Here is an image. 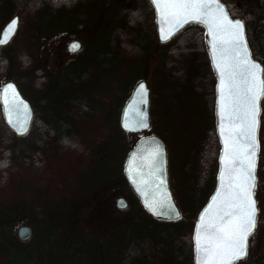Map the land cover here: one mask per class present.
<instances>
[{"label": "trees", "instance_id": "1", "mask_svg": "<svg viewBox=\"0 0 264 264\" xmlns=\"http://www.w3.org/2000/svg\"><path fill=\"white\" fill-rule=\"evenodd\" d=\"M51 0H40L36 2V10L40 11L37 16V22H41L43 31L52 32L58 29H69L75 23L82 20L78 18L56 17L53 15ZM91 1V0H87ZM233 16H242L246 21L247 33L254 55L259 58L264 64V0H253L240 5L235 0H224ZM20 0H0V30L6 20L11 18L15 9L19 5ZM116 12L112 15L110 23H106L105 28L109 33L105 41L101 43L98 51L93 52L94 59L85 67H78L75 61L79 60L80 56L85 52L88 46V40L85 41L82 51L79 56L67 63L56 76L46 77L45 82L38 85V89L34 90L29 84V90L24 85H19L35 106V116L32 127L28 133L23 136L17 135L6 123L2 112L0 102V174L4 176V180L9 178L11 168L19 159H23L31 165L33 173L37 170L38 153L35 147L41 143L46 148L52 145L60 146L61 150L69 152L79 151V141L76 139L80 126H85L89 121H93L96 117L103 116L106 120V125L110 122L114 123V128L109 130L107 127L102 131L104 137L99 141L101 145H96L92 150V155L95 153V159L91 161L87 171L83 167L81 174V186L83 189H101L105 188L110 182L114 188L120 182V189L131 198L135 207H138V196L126 181L123 173L124 163L130 151V147L126 145L125 131L120 126V118L122 109L133 91L137 82L143 78L141 69L139 74L135 70L139 68L134 64L132 70L127 71L130 59L135 55L143 58L155 46H160L162 67V81L158 90L152 97L160 99L163 105L165 115L162 120V129L159 127L157 132L165 137V131L169 129L176 130L175 135H179L184 127L190 125V120L195 123L199 122L197 133H201L196 140V146L191 150L192 156L182 166L183 173V190L185 192L184 199H177L181 209L182 216L177 219H162L155 218L146 212L140 202L139 208L149 214L155 221L161 222L159 226H155L151 231L134 234L135 239L128 244L129 232L126 230L124 239L127 245V259H122V251L116 250L118 247L115 243L111 244L112 249H100V238L89 235L86 231L81 230L84 238L81 240L85 249L81 254L73 255L72 257H64L57 248V242L52 240L53 231L50 234L46 231L44 239L52 243L53 247H48L42 254L48 257V262L51 264H147L152 260L154 250L163 251L164 248H169L172 243L178 238L179 232L183 229V220L186 216H193L196 220L202 206L208 200L210 194L216 185V173L218 168V158L220 152V141L215 126L214 114V98H215V83L216 76L212 70L209 55L207 52L204 27L198 22H191L176 33L170 40L159 41L156 33L155 11L150 0H122L116 1L113 7ZM52 14V15H50ZM109 14V11H108ZM47 19L45 24L42 19ZM58 18L60 24L55 26V21ZM90 21V17L87 19ZM108 25V26H107ZM194 52L205 54L199 64L198 71L194 66L185 64V55L191 56ZM4 54L0 55V58ZM198 64V63H197ZM203 74L205 76H203ZM108 77L113 82L110 95H99L100 80ZM206 83L205 89L201 85V81ZM19 84V83H18ZM94 85L96 87H94ZM160 93L161 98L157 95ZM41 103V106L38 103ZM39 103V104H40ZM41 107V108H40ZM262 114L260 126V141L261 151L258 165V185L256 194L258 197L260 212L258 217V225L250 237L249 253L246 258L241 259L238 264H264V97L262 99ZM42 109V117L39 118L38 109ZM183 109L185 112L181 116L171 115ZM37 112V114H36ZM174 112V113H173ZM168 115V116H167ZM183 116V117H182ZM182 117V118H180ZM154 118V117H153ZM189 123V125H188ZM110 124V125H111ZM152 124V117H151ZM161 129V131H160ZM190 132V130L188 129ZM189 133V139L193 135ZM117 148V154L115 150ZM42 149V147L40 148ZM85 163V162H84ZM96 165V166H95ZM169 165L170 159H169ZM40 166V164H39ZM103 166V170H101ZM97 168V172L95 170ZM88 174L93 181L83 183L84 176ZM118 179L115 181V178ZM114 178V179H113ZM3 185V180H0ZM116 182V183H115ZM110 184V183H109ZM88 199V200H87ZM84 202L71 204L74 212L85 211L89 212L92 208L91 196L83 198ZM186 202V204L184 203ZM78 207H80L78 209ZM15 214L5 218L10 224L9 219H16ZM43 218L40 222L47 226V220ZM73 223L77 218L73 216ZM196 222V221H195ZM4 226L2 230L11 232L10 225ZM128 232V234H127ZM40 236L41 232H40ZM152 242V245L149 244ZM93 243V244H92ZM94 244L96 246H94ZM179 245V244H178ZM123 246V245H122ZM59 248V247H58ZM179 246V253L185 255L193 253V249H185ZM182 250V251H181ZM29 251H21L17 249L18 256L13 250L7 252V259L10 264H40L38 256H35L34 249L31 257ZM41 253V251H39ZM102 254V258L98 254ZM61 254V255H60ZM119 254L117 259H114ZM50 255V257H49ZM63 255V256H62ZM105 261V262H103ZM41 264H45L41 262ZM47 264V263H46Z\"/></svg>", "mask_w": 264, "mask_h": 264}, {"label": "rangeland", "instance_id": "2", "mask_svg": "<svg viewBox=\"0 0 264 264\" xmlns=\"http://www.w3.org/2000/svg\"><path fill=\"white\" fill-rule=\"evenodd\" d=\"M39 1L20 0L15 9L14 14L20 16V25L12 41L4 46L2 50L4 55L0 58V86L7 80L13 79L20 86L24 85L27 89L26 92L29 90V84L34 90L38 89L40 87L38 85L45 82L46 77L56 76L67 66V63L79 56L86 40L89 41L87 49L79 57L80 59L75 62L78 67L88 65L94 59L93 52L98 51L101 43L105 41L109 33L105 25L108 24V21L110 23L112 15L116 12L115 9H110V7H113L116 1L122 0H51L54 16L68 17L70 15L71 18L82 20L69 29H58L59 27H56V30L52 32L43 31L40 25L41 22H37L40 11L36 10L35 7H37L36 2ZM251 1L253 0H235L240 5H245ZM88 16L90 21L85 20ZM56 20L55 26H58L60 22H58V18ZM45 21L48 22L46 18H43L42 23L45 24ZM74 39L81 41V47L77 52L68 50V44ZM159 47L158 45L153 47L143 58L135 55L128 63L127 71L132 70L134 64H137L139 68L135 70V73L139 74L141 69L143 77L141 79L148 81L151 89L150 111L152 117V124L149 129L144 132L127 133L125 137L126 145L130 149L141 136L152 132L159 134L157 129L159 127L162 129L163 126L161 118L166 116L160 99L154 98L152 100L163 77ZM198 54L200 53L194 52L191 56L185 55V64L194 66L195 69L193 70L195 71H198L199 64L205 58L204 53L202 56ZM203 76L205 75L203 74ZM205 84L202 80L201 85L204 89ZM94 87L96 86L94 85ZM112 87V80L104 77L100 80V87L95 90L98 91L99 95L111 96L113 94ZM23 93L29 97L24 91ZM157 95L161 98L159 92H157ZM39 103L38 105L41 106V103ZM37 110L39 118L42 117V109L39 110L38 108ZM175 112L171 115L172 117L181 116L185 111L179 109ZM1 120L2 115L0 123ZM110 124L111 122L106 125V120L103 116H100L93 119V121H89L85 126H80L76 136V139L80 142L79 151L77 152L61 150L60 146L57 145L46 148L40 143L35 147L40 163H38L37 170L34 173L30 164L24 162L23 159H19L9 171L11 172L9 178L4 180V176L0 174V180H3V185L0 184V264H10L7 259V252L13 250L14 254L18 256L17 248L29 251L31 257L34 255L32 253L34 249L35 256L40 257V254L48 249L47 246L53 247V242H47L43 238L46 231L49 234L53 231L52 240L59 243L55 249L59 252L62 251L64 257H72L88 249V246L83 249L84 246L81 243L84 238L81 230H84L89 235L100 238L99 248L102 251L112 249L111 244L115 243L118 246L116 250L122 251V259L125 260L128 257L125 251L130 248L127 242L129 244L135 239L134 234L151 231L155 226L162 224L139 208V202L138 207H135V204H133L135 201H132L124 190L120 189V182L114 188L111 184L112 179L109 182L110 184L107 183V186L102 187L100 190L82 188L80 177L83 167L88 171L91 161L96 156L95 153L92 155V150L96 145L103 143L99 141L101 137H104L102 131L106 127L109 130L114 128V123ZM198 127L199 122L197 120H195V123L190 120V125L186 127L183 125L179 135H175L177 132L174 129L165 131L166 139L159 134L166 140L168 146V157L171 164V168H169L171 187L175 197L177 199L180 197L182 201H185V192L183 190L181 168L192 156L190 148L196 146L195 139L201 135V133H197ZM188 129L193 136L186 140L190 133ZM3 147L5 148L4 145L1 148ZM41 147L42 149H40ZM115 154H117V148ZM103 169L102 166L101 170ZM95 170L97 172L96 167ZM92 179L93 177L91 178L86 174L83 183H87ZM117 179L118 177L115 178V181ZM121 195H124L129 201L128 207L123 209L116 206L117 198ZM90 196L93 202L90 211L74 212L71 204L75 201L83 203V198L86 200ZM184 203L186 204V202ZM13 212H17V215L15 220L9 219L11 233L7 236L2 229L6 221L8 222V218L7 220L5 218L15 214ZM73 216L77 218L75 223L71 220ZM192 217L191 215L184 218V227L179 232L177 241L175 240L169 248H164L160 253V250H154L152 260L147 264H194V252L181 257L182 255L178 251L180 245L182 246L180 249H183V247L189 250L193 249L192 236L196 220ZM43 218H50L47 220L46 227L43 225L44 222H40ZM24 224L31 225L33 228L29 239H21L18 236V229ZM129 228L133 230L129 232ZM126 230L130 233L127 242L124 239ZM40 232L42 236H40ZM149 244L152 245V242L149 241ZM94 246L96 245L94 244ZM101 255V253L98 254L100 258H102ZM118 257L119 254L114 259ZM46 258L42 260L43 263L51 264L47 261L48 257ZM117 264H119L118 261Z\"/></svg>", "mask_w": 264, "mask_h": 264}, {"label": "water", "instance_id": "3", "mask_svg": "<svg viewBox=\"0 0 264 264\" xmlns=\"http://www.w3.org/2000/svg\"><path fill=\"white\" fill-rule=\"evenodd\" d=\"M150 1L152 3V0ZM219 2L225 7L228 15L232 19H243L245 21L242 16H233L224 0H219ZM154 11L157 37L161 42L170 40L176 33L191 22H198L203 25L204 39L210 64L216 76L214 114L215 126L221 144L218 158V170L216 174V185L207 202L198 213L192 236L194 264H202L203 254L198 250L197 245L199 244L200 248H203L206 244L215 242L219 227L227 223V195L230 191L229 169L231 164L230 160L226 159V155L230 156L232 152V133L230 132L232 123L229 119L227 111L226 86L228 83V72L225 67L226 60L224 58L226 54H222L219 48V40L222 35L226 38V33L222 34L218 31L214 36L212 31L209 29V25L200 21H189L187 23L182 22V26H176L174 28V19L169 15L167 9H164L163 15H161V12L158 11L156 7H154ZM14 17L19 18L18 24L13 25L11 29L7 28L6 26ZM19 25V14H14L3 25L0 32V54L2 47L10 43L12 38L15 36ZM245 31L248 46L251 49L252 58L264 65L263 62L253 53L247 33L246 21ZM165 36L168 38L165 39ZM74 41H78L81 47V41L79 39H74L68 44V50L71 52L80 49V47L73 49L72 45ZM214 41H216L215 51ZM140 84L145 85L143 97L140 95ZM222 97H224L223 100ZM263 97L264 96L259 99V160L261 151L260 126L263 109ZM5 99L7 100V105L5 104ZM0 102L2 105L4 119L8 126L11 127L18 135L26 134L30 130L34 119V109L32 102L22 92L17 81L10 79L2 83L0 88ZM150 102L151 89L148 85V81L146 79H141L135 85L131 95L122 109L120 118L121 128L128 132H141L147 130L151 125ZM20 128H23L24 131H20ZM226 138H228L227 154L225 144ZM157 152H160L159 156L156 155ZM123 173L126 181L137 194L139 202L146 212L155 218L169 220L177 219L182 216V209L177 202L170 184L168 146L165 139L161 135L152 132L141 136L135 142L126 157ZM256 175L258 177V167ZM256 199L258 201L257 194ZM128 205L129 201L124 195L117 198L116 206L118 208L123 209L128 207ZM258 207L260 209L259 201ZM30 234L31 227L29 225H22L19 228V236L21 238H27ZM198 235L200 237L199 241L197 240ZM238 261H233V264H237Z\"/></svg>", "mask_w": 264, "mask_h": 264}, {"label": "snow or ice", "instance_id": "4", "mask_svg": "<svg viewBox=\"0 0 264 264\" xmlns=\"http://www.w3.org/2000/svg\"><path fill=\"white\" fill-rule=\"evenodd\" d=\"M152 3L161 15L164 9L168 10L174 19V28L182 26V22L200 21L209 25L214 36L218 31L226 33V38L222 35L219 40V48L222 54H226L227 111L232 123V152L230 156L226 155L231 164L227 223L219 227L215 242L203 248L198 244L197 247L203 254L202 264H233V261L247 257L249 237L256 230L260 212L256 199V170L259 160V99L264 96V65L252 58L245 21L232 19L219 0H152ZM18 20V17H14L6 27L11 29L18 24ZM72 47L79 48V42L74 41ZM139 87L143 97L145 85L140 84ZM20 131L24 129L20 128ZM225 144L227 154L228 138ZM156 155L159 156L160 152Z\"/></svg>", "mask_w": 264, "mask_h": 264}, {"label": "flooded vegetation", "instance_id": "5", "mask_svg": "<svg viewBox=\"0 0 264 264\" xmlns=\"http://www.w3.org/2000/svg\"><path fill=\"white\" fill-rule=\"evenodd\" d=\"M74 52H77V51H74ZM71 62V61H70ZM69 62V63H70ZM32 105H33V109H34V116H35V111H36V109H35V106H34V104L32 103ZM33 123V122H32ZM31 127H32V125H31ZM10 129H12L11 127H10ZM31 129V128H30ZM29 132V131H28ZM27 132V133H28ZM18 135V134H17ZM24 135V134H23ZM23 135H19V136H23ZM17 213V212H16ZM7 224H9V223H5V226H7ZM10 225V224H9ZM24 225H27V224H24ZM11 226V225H10ZM22 226V225H21ZM20 226V227H21ZM30 227H31V234H30V236L29 237H27V238H21L20 236H19V229H18V236L21 238V239H29L30 237H31V235H32V226L31 225H29ZM3 227H4V225H3ZM11 231V230H10ZM4 233L8 236L11 232H6L5 230H4ZM6 238V237H5ZM18 249V248H17ZM18 250H20V249H18ZM21 251H23V250H21ZM27 251V250H26ZM49 257H50V255H49ZM39 259V261H41V262H44V261H42L43 259H47L46 257H45V255H41L40 257H38ZM51 258V257H50ZM48 260H49V258H48ZM47 260V261H48Z\"/></svg>", "mask_w": 264, "mask_h": 264}]
</instances>
